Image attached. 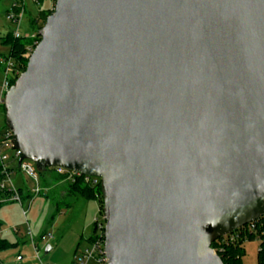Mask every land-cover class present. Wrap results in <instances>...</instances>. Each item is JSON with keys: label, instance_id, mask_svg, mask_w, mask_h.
Instances as JSON below:
<instances>
[{"label": "water", "instance_id": "1", "mask_svg": "<svg viewBox=\"0 0 264 264\" xmlns=\"http://www.w3.org/2000/svg\"><path fill=\"white\" fill-rule=\"evenodd\" d=\"M38 36L19 163L100 181L107 264H222L264 217V0H54Z\"/></svg>", "mask_w": 264, "mask_h": 264}, {"label": "rangeland", "instance_id": "2", "mask_svg": "<svg viewBox=\"0 0 264 264\" xmlns=\"http://www.w3.org/2000/svg\"><path fill=\"white\" fill-rule=\"evenodd\" d=\"M50 5L51 0H43L39 3L35 0H0V85L3 82L5 64L3 59L8 57L9 52L3 39L8 34L18 33L21 37L31 34L30 17L33 18L38 10L46 9ZM13 6L22 11L18 23L11 20V17H17L10 11ZM53 6L52 4L51 7ZM4 124V115H1L0 130L3 129ZM3 152L7 157L5 165L8 170L16 169L17 163L11 158L13 152L7 149ZM52 175V172L45 173V179L51 182ZM10 180L15 187L23 184L29 194L35 189L33 181L21 171H14ZM60 187L47 184L46 188H43L44 191L32 200L26 197L27 192L23 189L18 193L22 199L21 204L6 200V203L1 205L0 240H6L15 246L0 253V264H72L80 238L82 242L78 252L90 249L85 239L92 235V222L97 216L96 204L71 197L62 198V194L58 192ZM27 231L30 233L29 237ZM47 247L50 250L45 253ZM258 248V240L244 242L242 264H257ZM34 249L38 252V259L35 257ZM17 257L21 259L17 261Z\"/></svg>", "mask_w": 264, "mask_h": 264}, {"label": "trees", "instance_id": "3", "mask_svg": "<svg viewBox=\"0 0 264 264\" xmlns=\"http://www.w3.org/2000/svg\"><path fill=\"white\" fill-rule=\"evenodd\" d=\"M42 1L43 0H35V2L37 3ZM52 1L53 0H51V5L48 8L38 10L33 18L30 17L29 24L32 30L31 34H28L26 37H21L19 35L18 38H15L14 34H8L6 38L3 39L4 44L7 45V47L9 48L8 57L3 60L5 64L7 61H9L13 65V71L11 72V74H13L14 72H18L19 74L24 72L29 57V49H33L35 47V43L39 42L38 32L44 25L46 18L50 16L53 12V8L51 6L52 4L54 5V2ZM10 11L14 15H17V18L19 13L21 12V10L16 6H13ZM5 64L3 67V72L5 69ZM12 76L13 75H11L10 77V87L14 84L17 79L16 75H14L13 77ZM2 115H4V107L2 109ZM3 129H7L5 124L3 125ZM3 129H1L0 131H2ZM51 170V168L45 170L36 169L40 179V186L44 189L46 188L47 184L54 185L55 187L61 186L58 192L62 194V198L71 197L75 200L92 201L96 204L97 207V216H95L94 219L98 218L99 221H102L100 219L103 216L100 181L97 178L90 177V181L86 182L85 177L80 175L75 176L72 182H65L62 176L52 175V181L50 182L45 179V173H50ZM10 171L9 172L11 174H13L14 171L20 172L18 168ZM4 179L5 176L2 173V167L0 166V184ZM93 179L97 180V184H93ZM15 189L17 193H21V190L24 189L27 192L26 197H29L32 200L33 195L31 193L29 194L27 188L23 184H20L19 186L15 187ZM4 197H6V195L0 190V207L2 204H4V202H1V199ZM57 210V212H59V209ZM251 224L254 225V231H252L251 233L247 232V226H245L242 229L236 230L232 234L220 238L211 244V249L219 257L222 264H242V257L244 255L243 244L246 241L253 240L259 241V248L257 252V264H264V217L258 219L255 222H252ZM92 225V235L85 239L89 245L99 239V236L101 235V232L97 229L96 224L92 222ZM81 242L82 238H80L79 243L77 244L76 249L74 251L72 264H76L75 258L77 255L79 256L81 254V252H78V248ZM14 246V244H11L6 240H0V253L9 250L10 248H13ZM91 264H95V262H92Z\"/></svg>", "mask_w": 264, "mask_h": 264}, {"label": "built area", "instance_id": "4", "mask_svg": "<svg viewBox=\"0 0 264 264\" xmlns=\"http://www.w3.org/2000/svg\"><path fill=\"white\" fill-rule=\"evenodd\" d=\"M21 14H22V11L19 13L18 18L17 17L15 18L13 16L11 17V20H13L14 23H18L19 19L21 18ZM14 36L15 38H18L19 34L14 33ZM36 44L37 43H35V46ZM33 49H29V55ZM12 71H13V65L9 61H7L5 64L4 72H3V82L0 85V116L2 115V109L4 107L5 95L10 89V84H9L10 77L11 75L13 76L16 75V77L18 78L20 75L18 72H14L13 74L10 75ZM11 139H12L11 133L7 129H5L4 131L3 130L0 131V166L2 167V173L5 176V179L0 184V190L4 192V194L6 195V197L1 199V202H5L6 200H9L10 202L21 204L22 200L19 197L15 189V186H13L10 180L11 173L8 171V168L5 165L7 161V157L3 152L4 149L11 150L13 152V156L11 158L14 163H17L18 170L24 173L25 176H27L29 179L33 181L35 185V189L31 191V194L33 195L32 199H34L35 196L43 192L44 189L40 186L39 176H38L35 166L27 160H23L19 163L21 154L20 152L13 149ZM51 169H52L51 171L53 175L62 176L65 182H70V181L72 182L75 176H80V174L78 173L67 171L62 168H51ZM89 178L90 177H85V181L89 182L90 181ZM92 182L93 184H97L96 179H93ZM100 219L102 221H99L98 218H95L93 221L94 224H96L97 229L101 232L99 239H97L95 242L89 245L90 246L89 250L85 249L84 251L81 252L79 256L78 255L76 256L75 258L76 264H91L92 262H95V264H107V260L105 259L103 255V242L104 241H103L102 233H103L104 222H103L102 217ZM252 231H254V225L250 223L247 225V232L251 233ZM26 234L28 237L30 236L29 231H27ZM32 246L35 248L34 243H32ZM34 253H35L36 259H38V252L35 250ZM20 259H21L20 257L16 258L17 261H19Z\"/></svg>", "mask_w": 264, "mask_h": 264}]
</instances>
